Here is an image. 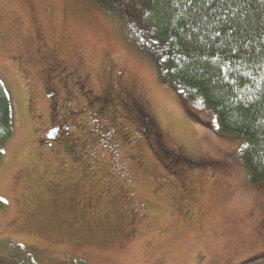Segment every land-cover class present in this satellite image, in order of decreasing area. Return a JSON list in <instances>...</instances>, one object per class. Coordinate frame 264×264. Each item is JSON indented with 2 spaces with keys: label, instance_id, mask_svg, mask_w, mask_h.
<instances>
[{
  "label": "rangeland",
  "instance_id": "1",
  "mask_svg": "<svg viewBox=\"0 0 264 264\" xmlns=\"http://www.w3.org/2000/svg\"><path fill=\"white\" fill-rule=\"evenodd\" d=\"M140 14L132 0H0V260L264 264V180L249 181L241 138L159 80ZM49 117L72 155L42 140Z\"/></svg>",
  "mask_w": 264,
  "mask_h": 264
},
{
  "label": "trees",
  "instance_id": "2",
  "mask_svg": "<svg viewBox=\"0 0 264 264\" xmlns=\"http://www.w3.org/2000/svg\"><path fill=\"white\" fill-rule=\"evenodd\" d=\"M132 1L141 13L145 45L159 65V80L182 102L207 109L216 135L241 138V164L249 181L260 183L264 180V0ZM12 131L10 99L0 80V157ZM29 257L1 259L0 264H37Z\"/></svg>",
  "mask_w": 264,
  "mask_h": 264
},
{
  "label": "flooded vegetation",
  "instance_id": "3",
  "mask_svg": "<svg viewBox=\"0 0 264 264\" xmlns=\"http://www.w3.org/2000/svg\"><path fill=\"white\" fill-rule=\"evenodd\" d=\"M51 86H52V84L49 83L44 89H46L47 91L48 90L52 91L51 94H46L45 98L50 103V106H49L50 111H53L54 108L59 109L60 105H59V102H58V100L56 98V94H55L56 92L53 91L54 89H52ZM62 88L64 90H66L65 94L69 95L68 92H67L68 87L65 85V86H62ZM68 104H70V103L67 102L65 104V106L68 107L69 106ZM63 123L66 124V120H64L63 122L60 121L58 123L55 119H53L52 117H49L48 124H47L48 127L46 128L45 131L42 132V135H41L42 136V140L48 142V144H47L48 147H50L52 145V142L54 143L56 140H58L59 141L58 143L63 147V149L64 150L66 149L65 152L67 154H69V155H72V153L74 152V149H73V144L74 143L68 141V139L72 140L70 138V135H69L70 134L69 133V128H68L67 125L64 126ZM51 133H52V137L49 136V134H51ZM68 144L71 146V150H68L69 149L67 147Z\"/></svg>",
  "mask_w": 264,
  "mask_h": 264
}]
</instances>
